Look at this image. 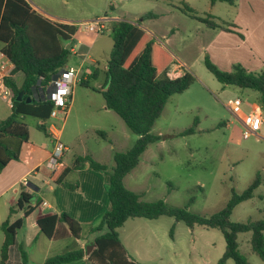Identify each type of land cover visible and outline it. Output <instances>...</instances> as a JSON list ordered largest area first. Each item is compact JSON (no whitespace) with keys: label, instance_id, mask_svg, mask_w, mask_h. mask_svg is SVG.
I'll return each mask as SVG.
<instances>
[{"label":"rangeland","instance_id":"obj_1","mask_svg":"<svg viewBox=\"0 0 264 264\" xmlns=\"http://www.w3.org/2000/svg\"><path fill=\"white\" fill-rule=\"evenodd\" d=\"M27 1L57 21L77 26V34L69 43L74 52L67 66L81 69L79 81L83 77L86 80L89 74L98 73L97 78L89 79V87L79 82L73 87L72 106L63 128L62 142L69 146L65 161L69 162L78 155H89L107 166L108 173L100 174L109 176L115 166V153L126 152L134 146L137 136L115 112L105 109L101 93L113 47L110 36L112 21L99 35L84 30L81 23L105 16L133 24L140 22L154 33L155 39L166 45L176 61L184 64L183 71L186 69L194 81L185 92L169 98L152 131L161 136V140L151 144L142 154L139 164L125 179L126 187L140 194L145 202L163 200L169 206L182 208L192 200L189 211L210 217L226 205L232 190L244 191L259 173L261 186L253 199L235 208L231 221L264 218V125L260 138L243 139L242 127L227 107L230 99L240 98L243 110L250 112L259 106V93L222 85L205 65V58L209 57L223 70L220 61L226 57L231 69L238 64L247 69V63L242 62L247 56L241 48L244 36L235 32V27L231 29L237 9L225 2L212 5L209 0ZM197 18H206L218 28L207 27ZM227 28L230 31H226ZM216 43L224 47L218 56L213 48L207 49ZM180 73L175 68L170 75L175 78ZM13 78L21 86L24 75L19 73ZM11 112L12 107L0 97V122ZM65 115L58 114L59 123L56 125L59 129ZM262 115L264 118V112ZM196 119L195 133L181 135L194 125ZM23 122L29 128L32 143L44 152L52 150L54 142L38 129L36 118L27 116ZM99 132H105L106 138L103 139ZM76 182L75 177L69 180L72 184ZM78 183L81 188V183ZM108 188L109 184H104L102 195L97 200L102 205L109 201ZM81 194L89 199L84 185ZM36 199L37 195H34L32 203ZM99 223L100 220L96 225ZM22 234H19V241ZM251 235L238 236L239 250L247 255L249 264H264L251 252ZM94 237L95 233L90 232L89 226L82 225L80 242H91ZM120 239L130 250H138L143 264H218L226 250L220 230L201 226L189 228L185 223L166 216L158 220L130 219L122 228ZM66 245L67 242H59L47 248L46 241L40 237L29 248L30 264H43L46 253L58 254L66 249ZM16 258L15 251L13 264ZM226 264L234 262L228 260Z\"/></svg>","mask_w":264,"mask_h":264},{"label":"trees","instance_id":"obj_2","mask_svg":"<svg viewBox=\"0 0 264 264\" xmlns=\"http://www.w3.org/2000/svg\"><path fill=\"white\" fill-rule=\"evenodd\" d=\"M209 1L212 5L217 2L234 5V0ZM197 19L207 27L218 28L206 18ZM229 29L226 31H230ZM76 33V25L44 17L27 0H0V51L14 64L11 77L6 79V86L13 93L12 112L0 122V172L11 161L19 160L23 145L29 143V128L23 122L25 117L36 118L39 121L38 129L50 136L48 120L54 103L47 98V89L52 78L68 65L73 49L69 43L74 40ZM110 36L113 47L101 93L106 108L123 120L137 136V140L128 151L114 155L115 166L112 168L108 188L111 209L103 214L98 225L91 228V232L95 233L93 243L97 247L87 256L88 262L139 264L129 257L119 237V229L129 219L156 220L163 216L183 222L189 228L201 226L220 230L225 239L226 250L218 264H226L228 260H233L234 264H249L247 255L239 250L238 240L240 234L246 233L252 234L251 252L264 261V218L256 221H231L235 208L254 198L255 191L262 184L261 174L258 173L244 191L232 190L226 205L210 217L189 211L188 206L192 200L186 207H173L163 200L145 202L141 200L140 194L127 189L124 182L127 175L139 164L148 147L161 140V136L152 131L169 98L189 89L194 77L188 72L176 78L170 76L175 59L141 27L140 22L133 24L124 20L112 21ZM67 45L69 48H66ZM205 65L222 85L258 92V105L264 112V66L259 71L251 72L238 64L231 71H223L209 57L205 58ZM18 73L24 75L20 87L13 78ZM97 77L98 73L95 72L86 80L82 78L79 84L89 87V79ZM21 91H24V99L17 102L16 97ZM27 98H31L30 103L26 102ZM197 124L198 119L181 135L195 133ZM99 135L106 138L105 132H99ZM87 163L96 171L108 173L105 164L95 161L89 155H80L71 166L59 160L51 181L76 190L79 183H68L67 177L84 169ZM32 199V194L22 190L16 205L9 209V217L15 210H23L25 217H28L35 210ZM23 223V219L10 223V218L2 223L4 241L0 251V264L7 263L10 247L15 244L17 231L22 228ZM37 225L40 234L47 239H81L82 225L66 213L42 217ZM19 250L23 264H28V255L23 245L19 246ZM86 253L87 248H73L49 257L44 264H72L83 260Z\"/></svg>","mask_w":264,"mask_h":264},{"label":"crops","instance_id":"obj_3","mask_svg":"<svg viewBox=\"0 0 264 264\" xmlns=\"http://www.w3.org/2000/svg\"><path fill=\"white\" fill-rule=\"evenodd\" d=\"M231 6L237 9V14L235 18L232 20V24L234 25L235 28L232 27L231 29L234 28L233 30L235 32L241 33L244 36V41L242 42L241 48L247 54V56L243 57L242 62L244 64L247 63L248 71L251 72L259 71L264 66V0H234V5ZM33 9L36 10L41 15H43L44 17L49 18L53 21L59 23H68L67 21H57L56 18L48 16L44 12L38 10L36 7H33ZM108 19L109 22L120 21V18H108ZM141 27L144 28V30H146L152 36L154 35L153 32L149 31L143 25H141ZM220 37L222 38L223 36ZM155 40L159 44H161L164 48L167 49L166 45L160 43L158 39ZM229 40L233 43L235 42L233 38H229ZM79 44H82V41H79ZM223 48L224 47H222V44L220 43L218 44L216 43L213 46L211 44L207 47V49H212L216 56L222 53ZM72 52H74L73 49ZM170 53L175 59L174 65L182 64L184 66L182 62L176 61V57L172 54V52ZM87 58H89V56H87ZM220 62L222 64L223 71H231L230 63L226 61V57L224 61L221 60ZM174 65L171 67L170 71L173 70ZM185 71L187 72L186 69ZM186 72L184 71L181 72L178 75V77L184 75ZM89 76L90 74L88 75V77ZM88 77L86 79H88ZM79 79L76 84H78ZM16 85L20 87L18 84ZM72 99L73 96L71 97L69 109L72 106ZM105 109H107L106 105H105ZM254 109L261 111L259 106H256V108ZM57 120L49 119L48 125H50L52 122H54L56 125V123H59ZM65 123L66 121H64L60 127L62 131L61 139H63V128ZM263 125H264V118H263ZM49 138L54 142V139L51 136H49ZM54 146L55 143H53L52 150L44 152L40 146L32 143L29 140V143L24 144L22 147L20 159L11 161L7 165V167H5L0 172V201L4 199L3 202L0 204V251L4 241L2 223L8 218H10V223H14L19 219L24 220L22 228L17 231L15 244L10 247L9 259L6 264H13V253L15 251L17 252V258L14 264H23L19 250L20 245H23L25 251L27 252L28 264H30L31 253L29 251V248H31L40 239V237L46 241L47 248L52 247L54 243L67 242V245L65 246L66 249L58 254L64 253L73 248L76 249L87 248L89 245L94 244L93 243L94 239L91 242L87 241L85 243L80 242L81 239L77 240L72 237H68L64 240H59V241L47 239L45 236L40 234V229L37 225V221L40 218L49 215H60L61 213H66L72 219L77 221L79 224L89 226L91 232V228L96 226L99 220H101V216L104 214V212H107L108 210L111 209L110 200L105 201L104 205H102L97 201L99 199V196L102 195V187L104 186V184L108 183L110 185L111 175L102 176L100 174V171H96L92 169L89 163H87L84 169L76 173H71L67 177L68 183L70 179H73L75 177L78 180V182L81 183V188L78 187L76 190H71L63 184H56L53 181H51V175L54 173L55 166L57 165V164L52 165L50 163V158L51 155L53 154ZM66 147H67V151L65 152L64 156L61 157L59 160H61L65 165L71 166L77 156L70 159L69 162L65 161L64 159L66 157L67 152L69 151V146L66 145ZM95 161L101 163L99 160H95ZM24 180L28 181L29 183L28 187L23 186ZM83 185L86 186V193L88 194L89 199L91 201L88 199V197H85L81 194V189ZM22 190H25L30 194H32V197L34 195H37L36 202L32 203V207H34L35 210L28 217H25L23 210H15V212L9 217V209L12 206L16 205ZM128 221L126 223H128ZM122 228L119 229V237H121ZM20 233L23 234H22V239L19 241ZM122 243L125 246L129 257L132 260L138 262L139 264H143L142 257L138 253V250L137 249L130 250L124 244L123 241ZM55 255H49L48 253H46L43 259V264L49 257ZM72 264H90V263L87 260V254H86V257L83 260Z\"/></svg>","mask_w":264,"mask_h":264},{"label":"built area","instance_id":"obj_4","mask_svg":"<svg viewBox=\"0 0 264 264\" xmlns=\"http://www.w3.org/2000/svg\"><path fill=\"white\" fill-rule=\"evenodd\" d=\"M107 23H109V19L105 16L93 21L82 22L81 25L84 26V30L99 35L105 31L104 29ZM175 68H177L178 72H183L184 66L182 64L174 65L173 70ZM13 70L14 64L0 51V97H2V99L5 100L10 107L13 105V93L11 89L6 86V79L11 77ZM80 73V68L67 66L60 70L57 75L52 78L47 89V98L54 103V109L50 116L51 120H57L59 113L66 114L63 122L66 120L73 94V87L77 83ZM242 105L243 101L240 98L230 99L227 103V107L237 118L242 127L243 139H248L250 137L260 138V131L263 125L262 112L257 109L245 112ZM49 131L50 136L54 139L55 143L50 163L52 165H56L58 160L64 156L67 151V147L62 142L61 129L57 128L54 122L49 125ZM28 185V181L24 180L23 186L28 187Z\"/></svg>","mask_w":264,"mask_h":264},{"label":"water","instance_id":"obj_5","mask_svg":"<svg viewBox=\"0 0 264 264\" xmlns=\"http://www.w3.org/2000/svg\"><path fill=\"white\" fill-rule=\"evenodd\" d=\"M66 48H69V46H66ZM24 99V91H21L18 96L16 97V101L17 102H21L22 100ZM26 102L27 103H30L31 102V98H27L26 99ZM97 247V244L94 243V244H91L87 247V256L90 255V253Z\"/></svg>","mask_w":264,"mask_h":264}]
</instances>
